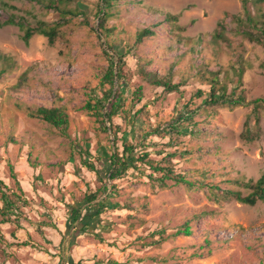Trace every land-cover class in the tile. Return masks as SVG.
<instances>
[{"label":"rangeland","instance_id":"obj_1","mask_svg":"<svg viewBox=\"0 0 264 264\" xmlns=\"http://www.w3.org/2000/svg\"><path fill=\"white\" fill-rule=\"evenodd\" d=\"M3 1L10 7L0 11V21L11 14L29 24L58 21L55 13L34 0ZM74 1L84 16L64 24L52 46L40 35L25 45L17 26L0 27V53L12 65L0 81V179L13 189L11 164L28 205L21 210L15 238L10 235L14 224L0 225V264H264V201L249 206L228 200L212 188L246 196L251 189L243 185L264 175V111L258 124L260 139L251 143L240 139L250 112L245 103L264 96L260 68L264 51L236 35L235 23L229 19L225 34L230 48L212 41L226 13L243 16L241 0H118L110 10L106 26L114 30L108 43L126 61L122 92L126 106H131L138 86L143 99L132 112L147 105L137 116V139L148 126L168 120L197 89L207 90L214 74H218L217 86L231 92L238 83L232 67L237 61L243 65L236 87L245 98L243 105L208 107L202 103L204 97L195 100L193 121L198 135L180 136L178 151L185 152L172 159L175 171L191 186L166 189L132 171L114 183L107 177L99 182L97 174L80 164L81 148L83 152L88 147L95 157L101 150L110 155L115 147L113 135L102 131L92 112L79 109L89 97H101L98 84L109 62L105 41L94 31L99 0ZM259 6L264 11V2ZM168 15L177 19L166 20ZM145 27L155 34L136 44L137 32ZM109 54L116 62L113 52ZM140 67L161 77L172 67V80L186 83L183 97L143 84ZM117 85L116 81L115 90ZM38 106H64L68 129L63 132L30 118L28 109ZM167 141L149 137L146 143H153L155 150L175 151L176 147L164 146ZM120 145L116 143L118 149ZM29 161L38 167L33 169ZM94 164L104 176L108 165ZM111 183L117 195L109 201L130 208L107 210L84 233L78 232L77 223L68 226L67 205L79 206L84 194L98 187L106 186L107 194ZM102 198L104 194L98 200ZM185 225L191 234L175 236ZM158 231L164 240L150 245L159 239ZM70 240L74 242L68 247ZM23 241L30 245H17Z\"/></svg>","mask_w":264,"mask_h":264},{"label":"trees","instance_id":"obj_2","mask_svg":"<svg viewBox=\"0 0 264 264\" xmlns=\"http://www.w3.org/2000/svg\"><path fill=\"white\" fill-rule=\"evenodd\" d=\"M10 1V0H9ZM42 9L50 10L58 17V21L53 23H46L37 21L34 24H29L24 17L11 14L7 19L0 21V27L11 25L17 26L22 32L21 40L25 45H28L29 40L34 35H40L46 38L47 44L52 46L59 37L60 28L67 24L72 18L77 16H84L80 5L75 3L74 0H34ZM118 0H99L97 8V29L94 30L98 37L104 39L107 46V52H104L109 64L100 77L99 84L101 86V97H89L84 105L80 107L81 110L92 112L96 117L97 122L100 124L102 131L107 134L110 132L113 135V146L115 149L107 155L104 150L99 151L97 156L92 157L88 151V147L81 150L80 164L87 171L97 174L99 182L106 179L113 183L121 180L129 171L136 174L137 177H145L153 186L159 189H166L169 186L185 185L190 187L191 183L185 179L182 173L175 171L172 159L178 155H182L185 151L179 150L181 145L180 136H197L198 130L194 128L197 123L193 121L192 108L195 105V100L203 98L202 103L208 107L214 106H227L236 107L243 105L245 98L241 92L236 91V87L241 81L243 72V65L241 61H237L233 66L237 86L231 92H227V88L217 86L218 74H214L209 78L208 89H197L196 92L190 97L188 101L183 103L181 109H174L172 116L166 121H160L155 126H148L139 139L136 138L135 130L140 128L137 123V116L143 112L147 105H143L141 109L134 112V105L139 104L143 99L142 87L138 86L132 92V104L130 107L126 106V98L122 95L123 82L127 80V75L124 73L126 68V61H124V54L114 51V47L108 43L109 37L112 35L114 29H109L106 26V21L110 16V10L113 8L114 3ZM74 2V3H73ZM243 8V16L225 14L224 18L218 22L217 28L212 34L213 43H223L230 48V41L226 37L227 25L226 19L235 23L234 33L242 36L250 42L260 45L264 51V11L259 6L264 0H241ZM10 6L6 2H0V11ZM251 7V9H250ZM13 8V7H12ZM253 8V10H252ZM255 8V10H254ZM166 20H176V17L168 15ZM86 23V22H85ZM87 24V23H86ZM183 30V28H182ZM155 31L149 27L139 30L136 34V44H140L144 38L151 37ZM109 52H113L116 62L112 60ZM260 68L264 76V59L260 63ZM12 69L10 59L8 56L0 53V81L4 75ZM139 77L143 84L152 88L161 89V93L166 95H177L178 99L182 98L184 91L182 88L186 86L185 82H176L172 80V67L169 68L168 73L161 77L156 72H150L145 67H140L138 70ZM117 81V89L114 91L115 82ZM107 86V88H105ZM105 88V89H104ZM154 104V103H152ZM245 105L250 106V112L245 123L244 130L240 133V139L246 143H251L260 139L261 131L258 126L262 112L264 111V96L255 98ZM197 106L196 108H198ZM104 110V111H103ZM30 118L38 119L50 126L65 132L69 126V117L67 109L64 106L43 107L38 106L30 108L27 111ZM116 120L120 122L116 123ZM106 122L108 126H106ZM129 130V131H128ZM140 130V129H138ZM130 132V133H129ZM118 134H121L118 137ZM129 134L131 140L128 141ZM133 137V140H132ZM157 137L160 139L168 138L165 147L175 148L173 152H165L163 149L155 150L153 143H146L147 138ZM121 142V148L116 147V143ZM15 144V143H13ZM153 156L159 157L154 159ZM91 158V159H90ZM108 165L104 176H101L99 171L95 168L94 162ZM30 164V161H29ZM31 165V164H30ZM31 167L36 169L38 166L32 164ZM10 178L13 180L14 187L5 185L0 179V225L14 224L15 229L10 234L15 238L16 227H20L19 222L22 217V209L26 208L27 202L24 197V191L19 183V180L14 173L13 166L8 165ZM111 183L110 190L106 194L108 188L98 187L95 191L85 193L82 202L79 206L73 207L67 205L68 208V226L77 223L78 232L84 233L90 228V224L97 220L107 210H123L130 207L122 206L118 202L111 203L109 201L111 195H117L115 184ZM243 186L251 189V192L242 196L241 193L232 191L230 189H219L213 186L221 196L228 200H235L238 203L246 204L249 206L255 205L256 202L264 201V175L260 176L255 182L249 181ZM212 188L210 190H212ZM213 191V190H212ZM104 194V198L98 200ZM38 230H41L37 227ZM159 239L151 240L150 245H157L163 241L161 231L157 232ZM185 234L190 235V229L187 225L183 227L182 231L175 233V236ZM97 239L98 236L94 235ZM2 238V237H0ZM64 242V236L59 239V247ZM73 240L68 242V247L72 246ZM208 243V241H206ZM17 245L29 246L30 243L23 241ZM113 264H116L113 262Z\"/></svg>","mask_w":264,"mask_h":264},{"label":"water","instance_id":"obj_3","mask_svg":"<svg viewBox=\"0 0 264 264\" xmlns=\"http://www.w3.org/2000/svg\"><path fill=\"white\" fill-rule=\"evenodd\" d=\"M114 91H115V89H114Z\"/></svg>","mask_w":264,"mask_h":264}]
</instances>
